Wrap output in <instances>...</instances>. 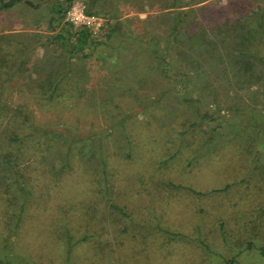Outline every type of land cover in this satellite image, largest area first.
I'll list each match as a JSON object with an SVG mask.
<instances>
[{
	"label": "rangeland",
	"instance_id": "1",
	"mask_svg": "<svg viewBox=\"0 0 264 264\" xmlns=\"http://www.w3.org/2000/svg\"><path fill=\"white\" fill-rule=\"evenodd\" d=\"M29 1L0 8V261L264 264V0H127L83 50Z\"/></svg>",
	"mask_w": 264,
	"mask_h": 264
},
{
	"label": "built area",
	"instance_id": "2",
	"mask_svg": "<svg viewBox=\"0 0 264 264\" xmlns=\"http://www.w3.org/2000/svg\"><path fill=\"white\" fill-rule=\"evenodd\" d=\"M64 19L73 28L85 30L93 42L107 38L109 22L105 15L90 11L82 0H73L64 12Z\"/></svg>",
	"mask_w": 264,
	"mask_h": 264
},
{
	"label": "trees",
	"instance_id": "3",
	"mask_svg": "<svg viewBox=\"0 0 264 264\" xmlns=\"http://www.w3.org/2000/svg\"><path fill=\"white\" fill-rule=\"evenodd\" d=\"M21 1H24L27 5H29V6H33V7H35V6H37L36 4H33V3H31L29 0H0V8H2V9H7V8H10V7H12L13 5H15L16 3H19V2H21ZM39 1H41V2H43V1H45V0H39ZM175 1H177V0H175ZM72 1L71 0H67V6L65 7V9H64V11H63V13H59V12H62V11H60L61 9L59 8V12H58V14H59V16L60 17H64V12H65V10H66V8L68 7V5L71 3ZM86 4V3H85ZM86 6H87V4H86ZM175 6V4L173 3L172 5H171V7H174ZM89 9V8H88ZM90 11H91V9H89ZM178 14L180 15V16H182L183 14H182V12H178ZM256 25H257V28L262 32V33H264V13L263 12H261V15H259L258 16V20L256 21ZM177 25H174V27H173V30H177ZM74 36H75V40H76V48L74 49L73 47H72V49H74V50H83V46L85 45V43L87 42V40H88V37H89V35H88V33L86 32V34L85 33H83V32H80V31H75V32H73L72 33ZM61 37V36H60ZM60 37H58L61 41H62V37L60 38ZM75 52V51H74ZM86 54H83V56H85ZM164 59V58H163ZM51 84V82H49V85ZM56 87V83H55V85L53 86V90H54V88ZM16 136V135H15ZM15 138H17V136L15 137ZM69 161V160H68ZM226 188V187H225ZM224 188V189H225ZM21 189V187H19V190ZM259 252L261 253V255H264V247H260L259 248ZM0 264H5V263H3V262H1L0 261Z\"/></svg>",
	"mask_w": 264,
	"mask_h": 264
},
{
	"label": "crops",
	"instance_id": "4",
	"mask_svg": "<svg viewBox=\"0 0 264 264\" xmlns=\"http://www.w3.org/2000/svg\"><path fill=\"white\" fill-rule=\"evenodd\" d=\"M128 2L130 1L128 0ZM84 3H86L87 7L92 11L103 14L107 17L109 25L111 24L112 28L110 31L108 30L106 39H108L113 32L118 31V27L115 26V23L120 21L121 18L117 16L115 19V16L117 14L125 13V10H123L124 6L122 5L127 3V0H87L86 2L84 1ZM140 5H144V2L140 3Z\"/></svg>",
	"mask_w": 264,
	"mask_h": 264
}]
</instances>
